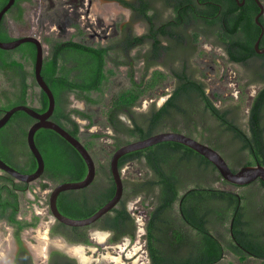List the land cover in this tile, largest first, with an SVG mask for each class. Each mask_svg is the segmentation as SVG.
Listing matches in <instances>:
<instances>
[{"label":"trees","instance_id":"trees-1","mask_svg":"<svg viewBox=\"0 0 264 264\" xmlns=\"http://www.w3.org/2000/svg\"><path fill=\"white\" fill-rule=\"evenodd\" d=\"M8 1L0 0V10ZM120 1L128 4L126 0ZM167 1L175 3L173 0ZM200 1L216 3L209 11L205 9L199 11L201 13L199 17L208 22L206 27L209 28L208 33L214 37L215 44L224 48L230 61L247 62L251 80L245 84L238 99L233 95L219 98L224 103L223 106H219L218 99H213L207 92V83L188 80L184 75L164 105L157 107L152 104L142 118H138L135 116L136 106L159 89L165 77H168L164 72L156 71L154 78L146 84L144 81L138 83L135 74L129 72L125 77L129 86L117 88V73L121 71L116 72L106 67L107 48H93L72 42L73 57L81 62L75 67L78 71L77 79H71L67 66L68 43L49 39L52 52L44 57L42 75L56 99L52 120L82 140V125L77 119L86 120L88 123L85 127L90 128L94 125L96 115L94 111L70 108L69 96L76 94L79 99L85 100L89 107L105 105L104 120L113 134L92 133L88 141L93 143V140L99 138H111L114 140L113 153L126 143L145 139L163 131H176L192 136L220 151L234 171L244 165L258 163L264 165V86L258 88L253 97L246 96L245 91L254 84L252 80L258 79L260 82L259 65L254 58L258 56L255 42L261 32L255 22L258 9L254 0H246L244 7H239L236 0ZM139 2L138 10L145 15V1ZM180 2L177 4L178 8ZM26 10L21 7L20 0L15 1L0 24L1 41H12L17 38L11 34L9 23L12 19L13 23L25 26ZM201 24L204 25V22ZM196 38L198 40V35ZM262 44L264 36L260 45ZM201 54L204 55L203 52ZM36 56L37 47L31 42L23 43L12 50L0 48V73L3 80L8 83V86L0 88V117L6 110L20 104L30 105L39 112L48 109V96L35 79ZM106 93L109 94L108 97ZM243 107H248L246 126L241 125L237 119ZM123 115H126L129 121L124 120ZM34 121L35 119L26 112L18 111L0 129V157L10 164V157L7 156V144L11 141L10 129L24 123L25 163L20 169L24 173H32L37 168V160L27 143V133ZM199 132L201 137L197 135ZM35 140L46 164L43 179L59 184L85 178L88 170L85 160L57 132L40 129L35 135ZM83 143L91 153L90 143ZM93 158L99 172L93 183L84 189L72 190L73 193L80 195L68 198L63 192L58 198V207L66 216L89 217L115 194L116 185L110 166L97 161L94 156ZM131 163L142 164V168L149 172V176L124 178L125 192L122 200L92 227L111 231L112 243H118L127 236L134 239L136 222L128 208V202L141 197L151 203L148 206L151 209L147 223V240L148 244L152 245L154 261L157 244L153 242L159 239L170 243L162 245L166 247L171 258L199 257L201 262L197 264L219 263L226 250L224 243L231 232V220L238 208V194L243 193L225 186L243 188L250 184L237 186L229 183L207 158L177 142H162L126 154L119 161L120 170ZM4 173L8 177L0 174V220L6 219L11 224L19 225L22 222L17 220V213L31 185L18 182L11 175ZM258 181L264 196V183ZM217 182L221 185L217 186L215 184ZM8 209H13V212L9 213ZM237 221L238 217L235 218L233 231L245 243L240 237ZM38 223L39 218H36L33 223L24 222L21 228L35 226ZM60 226L67 225L60 223ZM192 231L193 244H181L182 240L190 239V237L183 239V234ZM157 232L161 233L160 238H157ZM85 242L91 244L88 238Z\"/></svg>","mask_w":264,"mask_h":264},{"label":"flooded vegetation","instance_id":"flooded-vegetation-1","mask_svg":"<svg viewBox=\"0 0 264 264\" xmlns=\"http://www.w3.org/2000/svg\"><path fill=\"white\" fill-rule=\"evenodd\" d=\"M126 1H128V4L123 3L120 0H99V7L96 4L99 10L96 12L97 15L103 13L102 8L104 6L112 4L118 5L119 8H121V12L127 11L129 13L128 19H126L123 23L116 22L115 27L117 32L106 38H102L101 36L97 38L89 37L88 34L85 33V29L81 26V19H79L80 24L73 23V27L70 30L71 32L68 33L67 37L53 34L49 30H46L45 34H43L40 38L36 36L42 41L44 47V57L49 56L52 52V46L48 43V40L55 39L68 43L67 66L68 71H70L71 79H77L78 71L75 69V67L81 62V60L73 57L74 53L72 50V42H78L93 48H107L105 55L108 63L106 67L108 69H114L116 72L124 71L123 75L125 77L128 76L129 72H133L135 74V80L138 83L144 81V84H146L154 78L156 71H162L168 77H165L166 79L162 85H160L159 89L155 91L154 95H149L142 101L143 103L144 101L150 100L151 104L149 108L152 104L157 105V107L164 105L172 96L173 90L176 89L179 82L181 81V76L183 77L185 75L186 79L188 80H200L206 83L204 71L200 70L199 66V61L200 59H203L204 56L201 54L203 50L201 49L202 45L200 40L204 38L205 41H211L212 38L214 40V37L208 33L209 28L206 27L207 21L199 17V15H201L199 11L200 9L209 11L216 5V3L214 1L202 2L200 0H189L186 2L173 0L175 3H169L167 0H144L146 6V13L144 15L138 10V4L140 3L139 0ZM236 1L238 4L243 2L240 0ZM179 2L180 6L178 8L177 4ZM262 3L264 4L263 1ZM72 4H76L78 11L85 5V13L89 18H92L93 14L95 13V9L93 8V0H32L31 2L29 0H20L21 7L23 9H27L25 12V19L28 16V8L30 6H34V13L36 12L37 14V20H41V16L45 10H48L49 13H52L55 16L57 14H62V11H60L61 8L65 9L64 14L68 19V7H70ZM245 4L246 0L242 5L239 4V7H244ZM254 4L256 5L259 12L260 8L256 0H254ZM88 9L92 10V12L89 11V14H87ZM204 15H206L205 12ZM81 16L85 17L84 14H80V17ZM260 20L263 24L264 14ZM10 22L14 21L11 19ZM202 22H204V25L201 24ZM196 35H198V40ZM211 43L213 47H218L214 41ZM219 48L223 50L225 55L224 57L228 63L248 68L247 62L236 63L230 61L224 48L222 46H219ZM260 49H264V44H262V46L260 45ZM257 54L258 56L254 58L257 60L259 65L258 78L260 82L257 81L258 79H254L252 81L254 83L253 85H257L258 88H260L264 86V53L257 52ZM250 60L252 61L253 58ZM108 96L109 94L106 93V97ZM162 97L163 99L159 104L158 98ZM69 100L71 103L70 108H77L72 106V102L74 101H81L86 104L85 100L79 99L76 94H71L69 96ZM77 120L82 125V131H84L86 128L83 126L84 122L82 121L86 120ZM23 130L24 123H20L12 127L9 133L11 141L7 144V156L10 157V165L19 171H21V165L25 163ZM96 167L97 178L99 175L97 163ZM0 174L8 177L3 171H0ZM38 181L46 186L50 184L54 186L57 185L48 179L41 178ZM33 183H30L31 188L29 191L34 190L32 186ZM254 183H259V181H255L250 185ZM28 192L24 196V204L27 203L26 197ZM65 193L68 198L79 194L73 193L72 190L66 191ZM50 195L51 192L47 197L40 196L37 192H35L34 198L27 197L28 207L31 209V213L27 214L23 211V201L21 203L20 210L17 213V220L21 221L22 225L24 222L33 223L35 222L36 218H39L40 223L42 218L45 217L47 229L44 236L46 237L43 236L41 240L43 242L41 243L42 247L40 252L36 247L30 246V243L23 237L24 231L30 229L34 230L39 223L35 226L30 225L28 227L21 228V224L14 225L9 223L6 219L0 220V222H4L6 225L12 228L13 236V240L10 243L12 245L6 248L4 253L2 252L3 254H1L0 264H89L87 262L88 258L84 256V248L80 246H84L86 249L94 245L90 230L96 227H92V225L75 229L73 226H60L61 222L57 221L51 212ZM238 198V208L233 219L231 220V232L225 238L224 244L226 250L223 253L219 263L213 264H223L224 262L225 264H264V196L261 193L250 192L240 193L238 194ZM35 203H37L39 207H36ZM8 210L9 213L13 212V209ZM237 217V223L240 228V237L242 240H245V243H243L233 231V225L235 218ZM149 218L150 214L147 215V219L143 223L142 230L140 231L135 217V238L132 239L131 237L127 236L130 241L133 242L137 238L138 233H142L141 237H144L145 239V244H142V246L138 249V252L142 251L139 254L140 264H142L141 261H144V264H169V262H176L180 264H197L201 262L199 257H169L166 247L162 244L170 243L168 241H161L159 239H156L153 242V244H157L155 245L157 251H155L156 257L154 261L151 251L152 245L150 246L147 240V223ZM97 230L99 232H109L112 236L111 231L99 228H97ZM193 234L194 231L189 232L188 234H183V239H185V237H190V239L187 241L182 240L181 244H193ZM160 235L161 233L157 232V238H160ZM169 235H171V233H169ZM55 238H58V240L53 242L52 240ZM87 238L91 241V244L85 242ZM109 243H111L108 244L111 248H113V245H116L118 248L121 246V244L112 243L111 238L109 239ZM104 245L105 244H98V248L96 250L99 248L101 249ZM124 245V251L131 246V244ZM75 249H80L83 252L82 256L84 258L81 255L74 253ZM138 252L136 251L134 256H136ZM80 257L83 258L84 261ZM137 262L138 261H136L135 264H137ZM95 264H107V260L104 258L95 262Z\"/></svg>","mask_w":264,"mask_h":264},{"label":"rangeland","instance_id":"rangeland-1","mask_svg":"<svg viewBox=\"0 0 264 264\" xmlns=\"http://www.w3.org/2000/svg\"><path fill=\"white\" fill-rule=\"evenodd\" d=\"M76 1V0H75ZM80 1V0H78ZM86 1V0H85ZM99 0H93V8L95 9V13L93 14L92 18H89L86 13V6L84 5L78 11L76 4H72L68 7V19L65 17V9L61 8L62 14H57L56 16L52 13H49L48 10H45L41 16V20H37V14L34 13V6H30L28 8V16L26 18L27 24L25 26L17 25L13 22L9 23L10 32L13 36L22 37V36H37L41 37L45 34L46 30H49L51 33L67 37L68 33H70L71 28L73 27V23L80 24L79 19H81L82 27L85 29V33L88 34L91 38L102 37L106 38L111 34H115L116 22L123 23L126 19H128L129 13L127 11L119 12V15H112L110 19L107 20L103 13L97 15L96 12L98 10L96 4L99 7ZM92 12V10L88 9ZM99 11V10H98ZM80 14H84L85 17H80ZM49 22V23H48ZM47 24V25H46ZM139 28V26H138ZM201 49L203 50L204 56L203 59H200L199 66L200 70L204 71L205 81L207 83V92L213 99H218L217 103L219 106H223L222 100L219 98H227L229 96H234L235 99H238L240 94L242 93L245 84L251 80L250 78V71L248 68L240 66V65H233L227 62L225 59V55L223 50L219 47H213L212 43L214 40H207L205 41L204 38L201 40ZM121 73V76H119ZM117 73L118 78H116L117 88L128 87V81L125 79L124 71ZM2 86H8L3 78L2 74L0 73V88ZM246 96L253 97L257 91V85H251L245 89ZM162 98H158V103L160 104ZM230 103V102H227ZM151 104V101H144L142 104L136 106V113L135 116L138 118H142L144 112H146ZM72 106H75L81 110H89L95 112V120L94 125L90 128H86L82 134V141L85 143H90L88 141V137L92 133H106V134H113V131L107 126L104 120V111L105 105L101 107H89L87 104H84L81 101H74L72 102ZM244 109L240 111L239 116H237L238 121L241 125L246 126L247 121V114H248V107H243ZM122 118L126 121L128 117L123 115ZM84 122L83 126L87 125L86 121ZM198 136H202L201 133H197ZM208 136V135H206ZM114 140L108 137L99 138L93 140V143H90L91 153L96 158L97 161L110 166V160L112 157V153L114 151L113 146ZM227 151V150H226ZM142 164L131 163L127 165L123 170L122 174L124 178H136V177H145L149 176V172L142 168ZM217 186L221 184L219 182L215 183ZM34 190L29 191L27 197L34 198L35 192H37L40 196L47 197L51 190L55 187L54 185L44 186L43 183L40 181H36L32 184ZM46 187V188H45ZM226 188L240 191L243 193H250V192H257L261 193L262 189L260 188L259 183H254L248 187L237 188L232 185H226ZM26 197V202L24 204V197H23V211L27 214L31 213V209L28 207V198ZM151 203L149 200H144V198L137 197L131 199L128 202V208L132 212L133 216L136 217V220L139 225V230H142L143 223L147 219V215L150 212ZM36 207H39L37 203H35ZM47 223L45 217L42 218L41 222L38 226L32 230H26L23 232V237L30 243V246L38 247L41 246L43 241L42 238L46 233ZM99 232L97 228H93L90 230V233L93 237V246L86 248L84 246H80L84 248L85 257L88 258L89 264H95V262L100 261L102 259L107 260V264H140L139 254L142 251L138 252V249L145 244L144 237H141L142 233H138L137 238L135 241H130L128 237L122 239L121 242L117 244H121L120 248L113 245V248L109 247V239L112 237L109 232H100L105 233V238L100 241L97 239L95 233ZM46 237V236H44ZM13 240L12 236V228L6 225L4 222H0V257L1 254L4 253L5 249L11 246V241ZM58 238H55L54 241H57ZM49 244V243H47ZM98 244H105L100 250H96L98 248ZM124 244H131L130 248L124 251L125 245ZM124 251V252H123ZM138 252L136 256H134L135 252ZM3 252V253H2ZM73 254V253H72ZM74 255V254H73ZM81 258V257H80ZM82 259V258H81ZM120 259V262H118ZM84 261V259H82ZM144 264V261H141ZM84 264V263H83ZM225 264V262L223 263Z\"/></svg>","mask_w":264,"mask_h":264},{"label":"water","instance_id":"water-1","mask_svg":"<svg viewBox=\"0 0 264 264\" xmlns=\"http://www.w3.org/2000/svg\"><path fill=\"white\" fill-rule=\"evenodd\" d=\"M15 1L16 0H9L8 3L0 10V24L2 22L3 17L14 5ZM244 1L245 0H243V2L239 4L242 5ZM256 2L260 8V11L256 15L255 21L260 27L261 32L255 42V50L258 53H264V49H260V42L264 36V25L260 20L264 14V4L261 0H256ZM26 42L34 43L37 46L35 79L41 89L48 96L49 106L45 112H39L30 105H16L11 109L6 110L4 114L0 117V129L4 127L12 118V116L18 111H24L35 119L34 123L30 126L28 130L27 142L31 152L37 160V168L32 173H24L14 168L13 166H11L6 161L0 158V171L6 172L7 174L15 178L17 181L25 183L36 182L42 178L45 173L46 167L44 156L36 144L35 135L37 131L43 128L54 130L67 142H69L83 157L87 164L88 170L85 178H83L82 180L59 183L51 191L50 208L53 216L57 221L73 227H87L96 224L100 219H102L110 211L116 208L124 196L125 184L122 171L119 167L120 159L126 154L146 149L162 142H177L195 150L196 152L207 158L218 169L222 177L229 183H232L237 186H246L258 180L264 183V165L260 163L256 165H244L237 171H234L230 166L229 162L222 155V153L214 147L210 146L209 144H206L182 132L163 131L153 134L145 139L135 140L126 143L115 150L110 160V169L116 185V190L114 196L105 205H103L94 214L86 218H71L69 216L64 215L58 207V198L60 194L66 191L80 190L90 186L96 178V162L93 156L91 155L90 151L86 148V146L80 139L72 135L67 129H65L59 123L51 119L55 110L56 99L52 89L50 88V86L44 79V76L42 75L44 64V47L42 41L36 36L28 35L17 37L12 41L0 40V48L5 50H12Z\"/></svg>","mask_w":264,"mask_h":264},{"label":"bare ground","instance_id":"bare-ground-1","mask_svg":"<svg viewBox=\"0 0 264 264\" xmlns=\"http://www.w3.org/2000/svg\"><path fill=\"white\" fill-rule=\"evenodd\" d=\"M103 10V13H104V17L107 19V20H109L110 19V15L112 16V15H118L119 14V12H121V8H119V6L118 5H114V4H112V5H107V6H104L103 8H102ZM95 235H96V237H97V239L98 240H100V241H102L104 238H105V236H106V234L105 233H100V232H98V233H95ZM41 247L42 246H38V247H36L37 249H38V251L40 252L41 251ZM74 253H76V254H79V255H83V252L80 250V249H75L74 250ZM83 257V256H82ZM84 258V257H83ZM82 258V259H83ZM118 262H120V259H118Z\"/></svg>","mask_w":264,"mask_h":264}]
</instances>
